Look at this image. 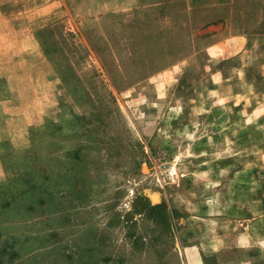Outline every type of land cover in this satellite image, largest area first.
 Masks as SVG:
<instances>
[{"label":"rangeland","instance_id":"obj_1","mask_svg":"<svg viewBox=\"0 0 264 264\" xmlns=\"http://www.w3.org/2000/svg\"><path fill=\"white\" fill-rule=\"evenodd\" d=\"M0 264H264V0H0Z\"/></svg>","mask_w":264,"mask_h":264},{"label":"trees","instance_id":"obj_2","mask_svg":"<svg viewBox=\"0 0 264 264\" xmlns=\"http://www.w3.org/2000/svg\"><path fill=\"white\" fill-rule=\"evenodd\" d=\"M151 210H163L164 209V205L163 204H159V205H156V206H152L150 207Z\"/></svg>","mask_w":264,"mask_h":264},{"label":"bare ground","instance_id":"obj_3","mask_svg":"<svg viewBox=\"0 0 264 264\" xmlns=\"http://www.w3.org/2000/svg\"><path fill=\"white\" fill-rule=\"evenodd\" d=\"M151 199L154 201V203L158 202V196L157 195H153Z\"/></svg>","mask_w":264,"mask_h":264}]
</instances>
